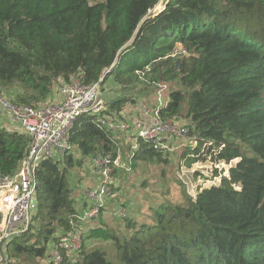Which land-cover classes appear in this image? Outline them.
Here are the masks:
<instances>
[{"label":"trees","instance_id":"obj_1","mask_svg":"<svg viewBox=\"0 0 264 264\" xmlns=\"http://www.w3.org/2000/svg\"><path fill=\"white\" fill-rule=\"evenodd\" d=\"M159 2L0 0L1 95L43 107L54 84L75 74L85 84L103 79L104 87L113 81L129 90L144 85L147 92L131 100L122 93L103 112L80 115L70 131L72 150L40 163L37 207L29 229L9 240L8 264H264V0H170L150 14ZM142 107H158L163 121H185L189 168L239 162L220 185L152 207L148 223L118 216L125 223L122 236L102 218L111 211L108 204L100 225L87 232L91 221L77 216L89 204L75 197L73 169L84 166L87 185L93 158L120 156L125 168L114 172L117 182L139 163L145 170L175 155L137 138ZM136 110L139 118L131 117ZM106 117L126 123L127 130L101 124ZM30 145V136L0 125V174L13 175ZM77 229L83 230L80 249L59 247ZM94 241L111 242L103 247Z\"/></svg>","mask_w":264,"mask_h":264},{"label":"built area","instance_id":"obj_2","mask_svg":"<svg viewBox=\"0 0 264 264\" xmlns=\"http://www.w3.org/2000/svg\"><path fill=\"white\" fill-rule=\"evenodd\" d=\"M170 0H165L163 11ZM184 51H176L177 56ZM98 83L85 84L82 74L73 75L69 81L59 80L61 100L50 101L43 107L19 105L8 97L0 94V113L17 124V130L31 138V145L26 157L21 161L18 170L11 176L0 174V252L4 254L9 240L29 229L32 215L37 207V170L43 160L62 158L72 150L70 131L76 119L84 113H101L106 109L107 88ZM160 104L164 102L163 90L158 93ZM143 121L136 130L137 138L153 145L156 152L173 153L179 148V142L188 138V127L178 120L163 121L159 116V108L142 107ZM101 124L112 130L125 131L126 123L116 124L112 118L100 120ZM216 170L222 162H205ZM203 166V163H196ZM195 164V165H196ZM125 168L120 156L100 155L92 160V173L98 182L83 190L84 199L88 207L77 216L81 223L90 222L98 218L101 209L108 199L114 195L113 188L116 181L113 174L116 169ZM192 194V193H191ZM196 192L192 195L195 196ZM121 212H125L124 209ZM115 214H121L118 210ZM75 225V223H74ZM83 228V227H82ZM82 229L73 234L63 236L59 247L68 252L77 251L82 245ZM55 261L61 257L57 251L53 252ZM3 259V258H1Z\"/></svg>","mask_w":264,"mask_h":264},{"label":"rangeland","instance_id":"obj_3","mask_svg":"<svg viewBox=\"0 0 264 264\" xmlns=\"http://www.w3.org/2000/svg\"><path fill=\"white\" fill-rule=\"evenodd\" d=\"M164 4L165 0H160L151 13H157L164 7ZM106 88L108 91L106 97L107 103L113 102V100L119 98L122 93H124L126 99L128 100L138 97L139 94L142 96L147 94L146 87L144 85L139 86L136 89L129 90V88L122 89L119 84L109 81V83L106 84ZM53 91L59 93L57 96L58 99L61 100L62 95L59 92L58 81L54 84ZM140 106L138 108L141 109ZM128 107L131 108L133 106L130 104ZM128 107L126 109L130 112ZM123 116H125V114ZM131 117L139 118V112L136 110V112L131 114ZM124 118H127V114ZM181 122L186 124L185 121ZM136 125V120H133L132 126ZM129 140L130 137L128 141ZM128 141L126 140L123 143V152H126L128 149ZM179 145V148L172 153L175 155L170 156L168 160L169 162L164 161L160 166H145V170L144 165L139 163V167L133 175H121V178L117 180V183H115L116 188L113 189L114 195L106 202V204H108L107 208H110L111 211H104V216H102V218H104L105 223H108L111 227H116V233H119L120 236H122V234L119 230L125 228V223L121 219L118 220L119 217H133L138 224L148 223L151 221L152 207H156L158 204L163 202L176 204L184 199L183 196L186 192L188 195L189 193L193 194L197 192L199 187L209 188L220 185L222 177H228L229 169L235 167L239 162V159L231 161L225 165H220L217 170L207 163H203V166H197L196 164L193 165L192 168H189L186 166V160L189 158L191 148L186 146L188 145V142L186 141L179 142ZM83 167L78 165L69 175L70 182L75 189V197L78 201H80V195L83 201L82 190L83 186L86 184L83 180ZM196 172L201 173L202 177L198 176L195 178L194 174ZM122 209H124L125 212H121ZM114 210H120L121 214L117 215L113 213ZM100 223L99 218H97L88 223L85 226V229L88 232L90 229L96 228L100 225ZM110 242L111 241H94L95 245H102L103 247ZM107 250L111 251V253L114 251L109 248H107ZM0 264H8L7 261L5 262L4 254L2 252H0Z\"/></svg>","mask_w":264,"mask_h":264},{"label":"crops","instance_id":"obj_4","mask_svg":"<svg viewBox=\"0 0 264 264\" xmlns=\"http://www.w3.org/2000/svg\"><path fill=\"white\" fill-rule=\"evenodd\" d=\"M57 94H59V93H57L56 91H53V94H52V96L50 97V101H57V100H59L58 99V96H57ZM107 97V96H106ZM107 101V100H106ZM139 107V106H138ZM130 109V112L132 111V107L131 108H129ZM129 112V111H128ZM125 114V113H124ZM125 116H126V114H125ZM124 116V117H125ZM127 117H128V115H127ZM129 119V118H128ZM0 125L2 126V127H4V128H6V129H9V130H12V131H19V130H17L18 128L16 127L17 126V124L15 123V122H13L11 119H9L8 117H6L5 115H3V114H1L0 113ZM20 132V131H19ZM20 133H22V132H20ZM125 164V163H124ZM87 181H89L88 182V184L87 185H85V187H84V189L87 187V186H91V185H94L95 183H97L98 182V178L92 173V170H90V174L88 175V177H87ZM86 182V181H85ZM84 197V196H83ZM84 200V199H83Z\"/></svg>","mask_w":264,"mask_h":264},{"label":"clouds","instance_id":"obj_5","mask_svg":"<svg viewBox=\"0 0 264 264\" xmlns=\"http://www.w3.org/2000/svg\"><path fill=\"white\" fill-rule=\"evenodd\" d=\"M219 162H224V161H219ZM199 163H202V162H199ZM227 162H224V165L226 164ZM195 165V164H194ZM231 169V168H230ZM230 169L228 171V177H229V173H230ZM202 177V176H201ZM218 178V177H217ZM210 188V187H209Z\"/></svg>","mask_w":264,"mask_h":264},{"label":"water","instance_id":"obj_6","mask_svg":"<svg viewBox=\"0 0 264 264\" xmlns=\"http://www.w3.org/2000/svg\"><path fill=\"white\" fill-rule=\"evenodd\" d=\"M177 64H179V61H177ZM101 82L103 83V80ZM102 83H100V84H102Z\"/></svg>","mask_w":264,"mask_h":264}]
</instances>
